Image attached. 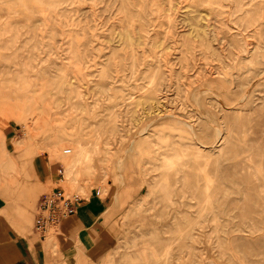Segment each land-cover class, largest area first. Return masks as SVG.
I'll return each instance as SVG.
<instances>
[{"label":"rangeland","instance_id":"374dc122","mask_svg":"<svg viewBox=\"0 0 264 264\" xmlns=\"http://www.w3.org/2000/svg\"><path fill=\"white\" fill-rule=\"evenodd\" d=\"M5 133L52 164L26 236L81 143L107 264H264V0H0Z\"/></svg>","mask_w":264,"mask_h":264},{"label":"crops","instance_id":"0c3cea01","mask_svg":"<svg viewBox=\"0 0 264 264\" xmlns=\"http://www.w3.org/2000/svg\"><path fill=\"white\" fill-rule=\"evenodd\" d=\"M13 140L12 151L8 147L6 133L5 144L0 143V264H107L115 239L104 225V217L115 214L116 196L125 192L114 193V204L109 207L95 195L83 198L77 214L62 223L57 236L58 245L49 243L46 247V241L36 234L25 235L32 222V208L31 205H20L17 196L22 194L18 191L35 188L41 178L46 177L47 164L51 161L46 163L43 158L33 156L27 147L16 148ZM2 163L7 168L4 169ZM60 168L64 165L58 167V180ZM118 225L119 228L122 226L120 222Z\"/></svg>","mask_w":264,"mask_h":264},{"label":"built area","instance_id":"2783aa9c","mask_svg":"<svg viewBox=\"0 0 264 264\" xmlns=\"http://www.w3.org/2000/svg\"><path fill=\"white\" fill-rule=\"evenodd\" d=\"M62 178L60 168L58 181ZM96 196L100 197L98 191ZM81 202L79 198L67 196L60 187L42 195L37 203L33 231L45 239L52 229L59 230L66 219L77 214Z\"/></svg>","mask_w":264,"mask_h":264},{"label":"bare ground","instance_id":"6f19581e","mask_svg":"<svg viewBox=\"0 0 264 264\" xmlns=\"http://www.w3.org/2000/svg\"><path fill=\"white\" fill-rule=\"evenodd\" d=\"M78 147H79L80 150L74 156L75 158L73 159V162H72L71 166H69L67 168L68 170L66 171L64 168H61V172L63 174V178L60 179V181H58L55 186L56 187H60L64 183V181L66 180V182H65L66 187L65 188L68 191L69 190L77 191L78 195L77 194L68 193L67 191H65L64 189L61 188L65 192V194L67 196H69V197H76V198H79L80 200H84L83 198L80 197V194L84 195V198H86V199H89L90 195L87 192V190L84 189V186L79 181L76 182V180H73V177H74V175L77 172V169L79 167L81 169H85L86 165L91 161V157H92V153H94V149H92V147H90V146L85 147L81 143L78 144ZM71 154H72V150H65L64 151V155L67 156V157L70 156ZM6 173H10L11 174V172H6ZM6 173H5V176L10 178V175H6ZM109 178H111V172L110 173L107 172L105 174V180L107 181ZM50 192L51 191H49V193ZM98 192H99V194L101 196L102 192L101 191H98ZM59 230L58 229H54V230L52 229L47 236L52 235V237H54V236L58 235ZM47 236L43 240L46 241L47 240Z\"/></svg>","mask_w":264,"mask_h":264}]
</instances>
